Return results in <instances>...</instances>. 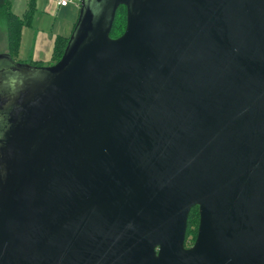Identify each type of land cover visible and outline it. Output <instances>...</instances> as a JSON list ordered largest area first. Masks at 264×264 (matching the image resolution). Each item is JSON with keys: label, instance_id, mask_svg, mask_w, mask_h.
<instances>
[{"label": "water", "instance_id": "1", "mask_svg": "<svg viewBox=\"0 0 264 264\" xmlns=\"http://www.w3.org/2000/svg\"><path fill=\"white\" fill-rule=\"evenodd\" d=\"M80 4L0 54V264H264V0Z\"/></svg>", "mask_w": 264, "mask_h": 264}, {"label": "crops", "instance_id": "2", "mask_svg": "<svg viewBox=\"0 0 264 264\" xmlns=\"http://www.w3.org/2000/svg\"><path fill=\"white\" fill-rule=\"evenodd\" d=\"M12 12L23 18L28 10L29 0H10ZM59 0H37L36 11L31 24L22 29L18 57L14 60L21 63L53 64V54L57 38H70L78 22L80 0H72L69 5L61 7ZM4 39L6 42L1 53H8L7 29Z\"/></svg>", "mask_w": 264, "mask_h": 264}, {"label": "trees", "instance_id": "3", "mask_svg": "<svg viewBox=\"0 0 264 264\" xmlns=\"http://www.w3.org/2000/svg\"><path fill=\"white\" fill-rule=\"evenodd\" d=\"M37 0L28 1V10L23 18L16 16L12 12V4L10 0H0V19H5L7 24V38H8V53L12 58L16 59L18 57L20 40L22 29L24 26L31 24L32 17L36 11ZM127 27V9L121 6L118 9L115 23L112 30V38H118L124 34ZM69 38L59 37L57 38L54 54H53V64L60 61L64 51L67 47ZM42 66L41 64H35ZM200 214L199 208L194 207L191 210L189 221H188V231H187V245H192L196 238L199 228ZM191 243V244H190Z\"/></svg>", "mask_w": 264, "mask_h": 264}, {"label": "rangeland", "instance_id": "4", "mask_svg": "<svg viewBox=\"0 0 264 264\" xmlns=\"http://www.w3.org/2000/svg\"><path fill=\"white\" fill-rule=\"evenodd\" d=\"M6 29H7V24H6L5 19H0V50H3V48L6 45V42H5V39H4V35H5ZM7 43H8V38H7ZM187 246L189 247L191 245H187Z\"/></svg>", "mask_w": 264, "mask_h": 264}, {"label": "built area", "instance_id": "5", "mask_svg": "<svg viewBox=\"0 0 264 264\" xmlns=\"http://www.w3.org/2000/svg\"><path fill=\"white\" fill-rule=\"evenodd\" d=\"M71 1H72V0H59V1H58V4H59V6H61V7H65V6L69 5Z\"/></svg>", "mask_w": 264, "mask_h": 264}]
</instances>
